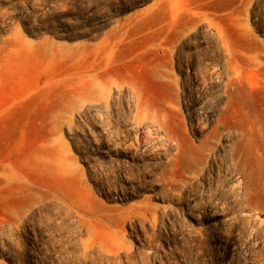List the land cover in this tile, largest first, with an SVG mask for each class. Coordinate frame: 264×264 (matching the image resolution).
<instances>
[{
    "label": "rangeland",
    "instance_id": "obj_1",
    "mask_svg": "<svg viewBox=\"0 0 264 264\" xmlns=\"http://www.w3.org/2000/svg\"><path fill=\"white\" fill-rule=\"evenodd\" d=\"M262 218L264 0H0V264H264Z\"/></svg>",
    "mask_w": 264,
    "mask_h": 264
},
{
    "label": "bare ground",
    "instance_id": "obj_2",
    "mask_svg": "<svg viewBox=\"0 0 264 264\" xmlns=\"http://www.w3.org/2000/svg\"><path fill=\"white\" fill-rule=\"evenodd\" d=\"M210 104V103H209ZM207 118V117H206ZM127 147V146H126ZM131 147V146H130ZM129 147V148H130ZM219 157V156H218ZM227 159V158H226ZM215 163V162H214ZM238 181V180H237ZM233 190V189H232ZM37 199V195L35 194V191L34 190H31V192H29V203L33 206L35 203H36V200ZM53 201V200H52ZM55 202V201H54ZM50 203H52V202H50ZM42 206V205H41ZM49 208V207H48ZM32 212H34V211H32ZM38 216V215H37ZM27 217H28V215H27ZM32 217V216H31ZM39 217V216H38ZM43 217V216H42ZM45 217V216H44ZM257 218V217H256ZM262 219H264V218H262ZM33 221V220H32ZM37 221V220H36ZM30 222V221H29ZM261 222V221H260ZM33 223V222H32ZM30 224V223H29ZM30 226V225H29ZM32 227V226H31ZM33 228V227H32Z\"/></svg>",
    "mask_w": 264,
    "mask_h": 264
}]
</instances>
